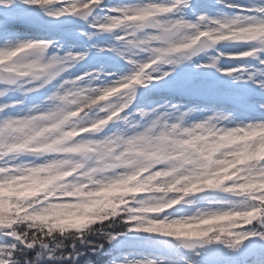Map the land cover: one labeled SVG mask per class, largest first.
Listing matches in <instances>:
<instances>
[{
    "label": "snow or ice",
    "instance_id": "1",
    "mask_svg": "<svg viewBox=\"0 0 264 264\" xmlns=\"http://www.w3.org/2000/svg\"><path fill=\"white\" fill-rule=\"evenodd\" d=\"M154 10L188 34L182 67L105 23ZM85 82L134 103L77 141L127 125L171 150L62 170ZM0 264H264V0H0Z\"/></svg>",
    "mask_w": 264,
    "mask_h": 264
},
{
    "label": "clouds",
    "instance_id": "2",
    "mask_svg": "<svg viewBox=\"0 0 264 264\" xmlns=\"http://www.w3.org/2000/svg\"><path fill=\"white\" fill-rule=\"evenodd\" d=\"M113 28H123L130 33V40L125 42L126 47L133 52H145L156 57L154 63L157 66L174 64L175 67H182L188 61L184 56L188 54L185 44L187 33L180 26L169 28L160 18L155 10L151 16H140L130 23L105 21ZM222 37L209 35L199 38L195 46L206 50L215 47ZM82 101L81 108H78L74 116L78 119L71 120L70 131L62 134V142L56 147L63 153L61 164L62 170L73 167L92 169L96 179H100L119 168H139L147 166L159 159L161 153L171 150V145L160 144L157 148L140 141H127V125H123L109 138V142L95 139H84L77 141L75 137L83 132H101L103 125L114 112L122 111L134 103V93L130 91L113 92L111 89H102L95 82H85L81 85ZM115 97V98H113ZM83 109V115L79 112ZM93 109H97L93 113ZM101 113H104L101 116ZM56 135L60 136V133ZM42 177L48 173H41ZM33 176L25 183H31ZM42 182V181H41Z\"/></svg>",
    "mask_w": 264,
    "mask_h": 264
}]
</instances>
